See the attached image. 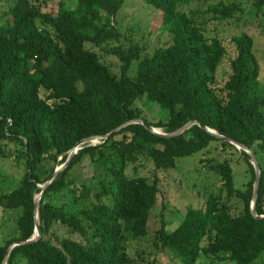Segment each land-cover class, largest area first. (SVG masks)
Wrapping results in <instances>:
<instances>
[{
	"label": "trees",
	"instance_id": "1",
	"mask_svg": "<svg viewBox=\"0 0 264 264\" xmlns=\"http://www.w3.org/2000/svg\"><path fill=\"white\" fill-rule=\"evenodd\" d=\"M143 1L159 10L169 36L152 51L121 41L115 15L124 0H77L73 7L61 0H15L1 9L0 156H13L24 172L15 188L0 193V206L17 213V235L0 244V264L10 243L33 235L40 185L75 143L136 117L163 132L197 119L249 147L260 169L255 209L264 214V85L254 40L246 32L231 35L229 55L224 38L206 32L210 20L233 19L246 2L250 15L263 14L264 0H219L202 11L181 9L197 0ZM87 43L117 57L118 71ZM161 110L166 117H158ZM212 141L238 150L246 162L241 188L230 162L215 159L208 168L219 176L220 189L200 207L187 206L173 228L163 221L149 230L158 177L129 175L128 167L150 160L155 169L173 168L177 158ZM84 160L91 173L72 177ZM254 175L248 152L198 124L173 137L128 124L99 143L79 145L44 189L38 239L12 247L6 264H146L134 243L148 235L179 264H250L264 251V218L250 209Z\"/></svg>",
	"mask_w": 264,
	"mask_h": 264
},
{
	"label": "rangeland",
	"instance_id": "2",
	"mask_svg": "<svg viewBox=\"0 0 264 264\" xmlns=\"http://www.w3.org/2000/svg\"><path fill=\"white\" fill-rule=\"evenodd\" d=\"M15 0H0L1 9ZM67 6L73 7L77 0H61ZM219 0H197L181 6L182 10L194 9L205 10L210 3H217ZM230 1V0H220ZM244 12L235 15L233 19H212L206 25L208 35H218L224 38V44L232 55V47L228 39L233 34L246 32L253 37L254 54L259 63V79L264 85V13L260 15H250L247 11L249 3H245ZM210 13L205 14L208 17ZM162 17L158 9L145 3L143 0H124L120 9L115 15V23L119 28L121 41L138 43L145 45L148 51H152L159 45H163L169 40L167 32L161 28ZM86 46L95 50L101 60L107 63L113 70L118 71L117 57L105 53L100 47L87 43ZM227 57L219 67L218 82L224 83L227 70ZM225 69V70H224ZM140 103V102H139ZM145 110V109H144ZM146 111V110H145ZM165 110L159 111L158 117H166ZM99 139L92 144L99 143ZM5 149V147H4ZM230 147L222 148L219 142L212 141L207 148L193 153L192 155L182 156L176 159V165L173 168L155 169L150 160H140L135 166H129L127 173L129 175H143L152 179L153 173L158 177V198L154 209L149 218V230L158 228L161 223L166 222L167 228H173L179 222L187 206L200 207L205 200L206 195L215 193L220 189L221 180L217 174L208 168V165L215 159H227L230 162L233 171V180L236 188H241V181L245 178L247 169L246 162L241 156H237ZM6 154L7 149L3 150ZM87 160L77 164L70 172L71 176L77 179L88 176L91 171L87 168ZM24 168L15 162L13 156H0V193L9 192L18 185V180ZM233 211L240 209V204L236 198L231 200ZM17 213L6 207L0 206V244L13 236L16 232ZM153 235H148L135 242V247L139 252L145 254L148 260L146 264H179L168 251H159L153 247ZM131 253L133 250L130 248ZM203 259V258H202ZM264 262V251L261 252L250 264H260ZM208 260L204 259V264ZM217 264V263H216ZM231 264V263H226Z\"/></svg>",
	"mask_w": 264,
	"mask_h": 264
},
{
	"label": "water",
	"instance_id": "3",
	"mask_svg": "<svg viewBox=\"0 0 264 264\" xmlns=\"http://www.w3.org/2000/svg\"><path fill=\"white\" fill-rule=\"evenodd\" d=\"M131 123H139L142 124L147 130L159 134L161 136H165V137H173L176 135H179L181 133H183L190 125L192 124H198L200 125V127H202L203 129L209 131L213 136L220 138L224 141L229 142L230 144H232L236 149H242L246 152L249 153V160L251 162V164L254 167V182H253V190H252V196H251V204H250V209H251V213L254 217L256 218H264V214H257L256 213V201H257V197H258V187H259V163L258 160L255 156V154L253 153V151L247 147L245 144L238 142L228 136L222 135L217 133L215 130L211 129L210 127L201 124L197 119H193V120H189L188 122L184 123L183 125H181L180 127H178L177 129L170 131V132H163L158 128L153 127L152 125L146 123L142 118L140 117H136V118H132L129 120L124 121L123 123H121L120 125L116 126L115 128H113L112 130H110L108 133H105L103 135H90L87 137H84L82 139H80L79 141H77L75 143V145L72 147L67 159L65 160V162L63 164H61L60 166L56 167L55 170L53 171V173L50 175V177L48 178V180H46L42 185H40L41 187V191L36 195L35 199H34V233L33 235L25 240H17L14 241L12 243H10V245L7 247V251L6 254L2 260V264H6V258L8 256L9 251L11 250L12 247H14L15 245L18 244H23V243H30V242H34L38 239L40 232H39V217H38V206H39V201L43 195L44 189L46 188V186L48 185V183L52 180V178L55 176V174L61 170L62 168H64L67 163L69 162V160L72 158V156L77 152V149L79 148V145L83 144V143H89L92 144V142L98 140V139H106L107 137H109L110 135L114 134L115 132H117L118 130H120L121 128L125 127L128 124Z\"/></svg>",
	"mask_w": 264,
	"mask_h": 264
},
{
	"label": "clouds",
	"instance_id": "4",
	"mask_svg": "<svg viewBox=\"0 0 264 264\" xmlns=\"http://www.w3.org/2000/svg\"><path fill=\"white\" fill-rule=\"evenodd\" d=\"M99 141H100V139H99Z\"/></svg>",
	"mask_w": 264,
	"mask_h": 264
}]
</instances>
